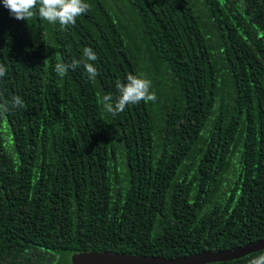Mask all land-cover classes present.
<instances>
[{
    "label": "trees",
    "instance_id": "1",
    "mask_svg": "<svg viewBox=\"0 0 264 264\" xmlns=\"http://www.w3.org/2000/svg\"><path fill=\"white\" fill-rule=\"evenodd\" d=\"M85 2L63 29L17 20L0 0V103L26 106L0 119V264H71L89 250L174 258L263 238L262 0ZM84 47L96 81L82 65L60 77L55 64ZM129 74L156 100L112 116L100 98Z\"/></svg>",
    "mask_w": 264,
    "mask_h": 264
},
{
    "label": "clouds",
    "instance_id": "2",
    "mask_svg": "<svg viewBox=\"0 0 264 264\" xmlns=\"http://www.w3.org/2000/svg\"><path fill=\"white\" fill-rule=\"evenodd\" d=\"M3 6L10 15L17 20L25 22L39 16L40 19L49 24H59L61 28L67 29L69 25H75L77 17L89 10L85 0H2ZM97 60V55L90 47L83 48V54L79 59H73L70 63L61 60L55 64V72L64 77L69 70L75 71L81 65L85 69L90 82H95L99 75L97 68L92 62ZM7 74V68L0 63V78ZM151 81L148 78L133 74L126 77V82H116L118 95L113 97L111 93L101 96L100 103L106 113L116 116L123 112L128 105L143 102H155L156 95L151 90ZM26 107L19 95L11 98L10 104L0 103V119L5 118L9 108ZM249 264H264V254L252 259Z\"/></svg>",
    "mask_w": 264,
    "mask_h": 264
},
{
    "label": "water",
    "instance_id": "3",
    "mask_svg": "<svg viewBox=\"0 0 264 264\" xmlns=\"http://www.w3.org/2000/svg\"><path fill=\"white\" fill-rule=\"evenodd\" d=\"M262 3L264 5V0ZM262 249H264V237L227 250H208L174 258L110 250H89L73 253L71 264H206L237 259Z\"/></svg>",
    "mask_w": 264,
    "mask_h": 264
},
{
    "label": "rangeland",
    "instance_id": "4",
    "mask_svg": "<svg viewBox=\"0 0 264 264\" xmlns=\"http://www.w3.org/2000/svg\"><path fill=\"white\" fill-rule=\"evenodd\" d=\"M113 1H111L110 3L113 5V9H115V11L117 12V14L119 15H121L122 17L121 18H124V21H125V23L126 24H128V25H134V23L133 22H129L128 21V19L130 20V14H129V12H127V11H125V9H124V7H123V5L121 4V3H119V6H120V8H122V14L120 13V9H119V7L118 6H115V3H112ZM126 17V18H125ZM135 30H136V28H135Z\"/></svg>",
    "mask_w": 264,
    "mask_h": 264
}]
</instances>
